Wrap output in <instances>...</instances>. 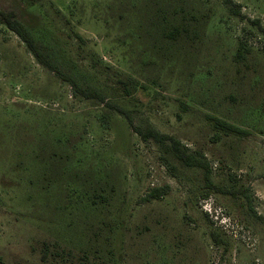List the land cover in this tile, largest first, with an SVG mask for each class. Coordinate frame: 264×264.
<instances>
[{
	"label": "rangeland",
	"instance_id": "rangeland-1",
	"mask_svg": "<svg viewBox=\"0 0 264 264\" xmlns=\"http://www.w3.org/2000/svg\"><path fill=\"white\" fill-rule=\"evenodd\" d=\"M0 0V264H264V0ZM216 117L246 131L226 133ZM168 187L145 200L153 188ZM207 209V210H206ZM211 211V212H209ZM217 212V213H216Z\"/></svg>",
	"mask_w": 264,
	"mask_h": 264
},
{
	"label": "trees",
	"instance_id": "trees-1",
	"mask_svg": "<svg viewBox=\"0 0 264 264\" xmlns=\"http://www.w3.org/2000/svg\"><path fill=\"white\" fill-rule=\"evenodd\" d=\"M229 9L236 16L244 18L242 13V7L239 3L234 0H225ZM0 23L5 24L11 31H13L28 47V49L35 56L37 61L43 66L49 68L51 71L55 72L61 79L70 83L72 88L74 89V94L77 96H81L86 99H98L101 102H106L108 106L112 109L119 112L123 115L129 122L131 129L137 133L143 141H148L149 139H153L158 143H164L169 141L171 144V148L176 155V157L181 160L185 165L190 167H200L205 171V181L206 187L214 189L221 193H229V191L223 187L216 185L211 179V167L209 162L206 159H202L200 156H196L195 154H191L188 152L187 146L182 145L181 141L173 135L163 133L155 128H146L142 129L135 125L132 112L129 109H126L118 104L111 103L106 101L105 96H103L100 92L81 86L72 76L68 75L64 71H62L51 59V57L45 53L41 46L37 43L36 39L27 28V26L21 22L18 18V14L15 10H0ZM252 24H256L264 36V26L261 24L260 19L251 20ZM215 121L214 126L226 133H237V134H245L246 131L232 123L224 121L222 119L212 117ZM168 187H159L153 188L146 195L145 200L159 199L163 197L167 191ZM247 198V202L250 210L253 214L257 215V218L264 219V217L255 210L252 204V197L245 193Z\"/></svg>",
	"mask_w": 264,
	"mask_h": 264
},
{
	"label": "built area",
	"instance_id": "built-area-1",
	"mask_svg": "<svg viewBox=\"0 0 264 264\" xmlns=\"http://www.w3.org/2000/svg\"><path fill=\"white\" fill-rule=\"evenodd\" d=\"M207 210V209H206ZM209 212H211V211H209ZM217 213V212H216Z\"/></svg>",
	"mask_w": 264,
	"mask_h": 264
}]
</instances>
